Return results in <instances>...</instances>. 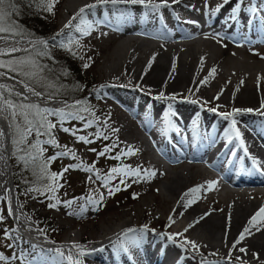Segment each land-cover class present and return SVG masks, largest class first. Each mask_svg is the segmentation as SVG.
Segmentation results:
<instances>
[{
    "label": "bare ground",
    "instance_id": "6f19581e",
    "mask_svg": "<svg viewBox=\"0 0 264 264\" xmlns=\"http://www.w3.org/2000/svg\"><path fill=\"white\" fill-rule=\"evenodd\" d=\"M184 1L185 0H181L179 4H171V1H169L171 6L161 7L159 8V11L153 12L151 25L152 30L130 28L118 30L117 27H115L112 23L117 21L119 18H122L123 21H125L133 16L136 18L137 14L139 13H144V11L137 9L140 5H121L125 6V9L128 8L123 12L119 11L118 7H113L111 5L98 6L89 10L86 13V17L92 12H97L99 14L98 18L92 17L90 21L93 23V29L91 32H98L97 35L100 38H114L118 35L123 38V40L126 42V45L127 43H134L137 40H140L139 42H141L143 45H148V50H146L141 56L138 55L136 58H133L132 56L135 54L136 49H133L132 51H126L125 48H123L124 46L121 47V45H119L117 48H113L114 50L111 51V53L105 55V58L100 63L98 70L103 84L109 85V88L114 90L113 92L116 101L117 99H123L124 103L132 101L134 103L143 102L146 104V106L140 109L141 114L143 115L141 123L147 126L143 128L142 132L149 135L148 138L150 142H153L157 137L163 139L168 134V122L166 118L171 117L170 113L172 108H169V106H171L170 103L174 100L156 99V97L161 92L164 93L165 97L175 95L176 107H181L184 109L186 108L187 111L189 110L188 119L192 127H196L201 124L200 114L198 112V109L201 107L205 111L209 112V116L207 115V117L212 119L214 128L223 129L222 134L212 131L211 138H213V143L210 146L211 150H208L207 147H204L198 155H194L192 158H189L191 159L190 161L181 160L187 158L184 156H179L178 159H170L167 161L174 165L177 164V168L186 167V170L192 173V175H190V182L187 186L185 185L186 183L184 184V177H182L179 173H176V177H174L176 179L175 196L177 198L176 224L174 223L175 225L172 226L173 228L171 229L170 233L167 234L183 232V230L189 224H194V222L202 215L211 213L210 215H207L204 220H201L200 223L195 224L193 228L185 233V237L196 241L201 246L200 253H203V255L209 260H215L218 262V264H227V262L224 260V257L228 255L231 244L236 240L239 233L246 226L248 219L260 207L264 206V179H259L256 174H250L252 180L249 183L235 181L233 183H227L225 186L220 185L214 180L210 171L208 170H212V168H214V164L208 160H214L213 158L215 157H217L218 160L224 157L232 160L235 154L241 152L243 148H241L239 141L235 138H233V142L231 144L226 142L227 133L230 129V120L226 121L222 118V116L208 111V109L216 108L218 112H229L234 108H251L255 110L251 113L241 112L235 117V119L237 120V127L242 133V138L245 141V146L248 149V153L251 157H255L257 160H259L264 166V154L259 151V141L264 143V115L259 114V111L261 110V101H264V64L252 67V65L247 63V61L244 59V56H246V52L248 51L236 50L239 56L232 59L230 66L227 63V67H229L224 72L222 71L219 73V71L216 70L215 74L213 75L219 76L218 82L209 81V78L212 77L209 75V72L211 69H213L211 65H209L204 71L200 70L201 73H199L202 74V76H207V78L204 79L207 80V83L201 85V82H198V79L196 82L194 80L193 72H197L198 69H200L197 67V65L201 63V60L204 58L206 53L210 52V59L213 58L214 60H219L222 58L224 52H229L228 49L230 48L226 47V44L212 45L210 42H203L202 45H204L203 48L205 50H202L201 47L202 51H193L195 45L200 40H194L190 41V43H185L183 39L189 40L198 32H202V30H197L194 26L193 28H189L190 30H194L192 33H180L178 36L170 34L169 32H165V28H168L171 24L170 17H173L174 13H176V10L174 11L173 8H176L177 10L179 9V11H181L184 8L183 4L181 3ZM214 1L215 0H208L210 7L215 8L218 4L223 2V0H217L219 3L215 6L213 3ZM95 2L96 0H75L74 2H71V6L69 8L66 7L67 5L64 6L63 11L66 13L65 15L69 20L68 22L67 19L61 20L60 24L65 26V24L71 21L73 26H75L79 22V18H77V20H73L72 18L77 16L79 9ZM157 2H159V0H157ZM201 3L204 7L205 0H203V2L201 1ZM236 3L237 0H232V3L224 6L221 11L215 15L214 19L210 21L212 25L219 17L223 18L221 22V27L223 29H220V31L223 32L220 33V36H222L227 43L233 42L238 37L246 36L242 34L240 27L237 26V24L243 23L245 18L244 15L246 13L240 10L236 21L233 22L229 20L232 11L231 8L235 7ZM262 3H264V0H262ZM259 6V3H257L256 0H253L250 9H257L256 15L259 17L260 22L262 23L264 20V8H259ZM109 7L112 8V11L107 10ZM227 7L229 10L226 13L221 14L222 10L226 9ZM189 8L194 10L193 7ZM149 9L152 10L151 8ZM176 14L181 16L179 13ZM249 14L253 15L252 12ZM102 22L106 27L103 26V29L96 31L100 24L103 25ZM141 22L142 21H138L139 24H141ZM259 30L263 33V35L259 36L257 43L264 44V27L262 26ZM74 32H76L74 27L71 29H66L64 27V35H69ZM208 33L209 31L202 33V35H207ZM246 38H248V36H246ZM24 45L25 44L21 43L20 46L24 47ZM178 48H188L189 52L187 53L186 58L184 57L183 60H179L178 58V60L171 61L173 51L175 52V50ZM137 53H139V51H137ZM156 53H159V55H155ZM153 57H155L154 60H152ZM150 60H152V63L151 67L149 68L148 65ZM173 67H175V71H173ZM0 83L8 85L9 88L14 87L16 91L23 92V86L17 83L16 80L9 79L7 76L0 77ZM189 89H191V91H189ZM217 95H219V99H215ZM30 99L32 101L41 100L34 96ZM110 99L111 97L109 100ZM193 100L197 101V103H191ZM174 111L176 112L175 109ZM205 121H207V119H205ZM130 128L129 131H131ZM3 129L6 131V124L3 125ZM149 129L150 134L148 133ZM214 140L222 141V143L219 144V150L212 149L213 144L215 143ZM144 141L145 138L141 137L140 134H137L136 137H132L131 140L123 144L126 147H134L138 144V146L142 149ZM4 143L5 147H7V139H5ZM228 153L232 154L227 156ZM244 158L249 163V158L246 156ZM154 162L155 163L152 166V169L156 168L157 166H162L159 161ZM3 163L4 162L2 161V165ZM202 163L207 165L204 167L202 166ZM233 169L234 166L232 165V162H227V166L224 170L225 175L222 176L223 182H226L225 176H229V171ZM1 170L0 199L3 200V208L7 215L8 221L13 224V228L16 232L18 230L26 237H29L31 236L32 229L35 232V235H37L39 239H42L43 235L34 225H32L31 222H29L28 219V221L26 219L25 221L30 227H28L26 230L21 228L23 227L20 222L22 216L20 215V211L17 206L18 202L17 200L15 201V204L12 202L10 195L11 193L9 191V181L6 177V172L3 168H1ZM236 175L243 176L244 173L243 171H239V169H237ZM213 181L216 182L215 189L208 191L207 185ZM168 184L167 190H169L171 193L173 186L170 185L171 183ZM196 186H204V188L202 189L201 193L197 194L196 202L188 207L187 210H185L182 206H180L181 197L189 189ZM167 202L169 203V201ZM9 204L13 210V215L11 216L7 214ZM221 209H223V211H221ZM172 210H174V208ZM229 214H231L230 225L228 223ZM137 225H139V223L132 225L131 223L127 222L119 224L118 227H138ZM110 229L112 228H107V233L113 230ZM137 230L139 231L141 229L137 228ZM197 231L199 235H201L200 237L197 234ZM226 232L227 245L225 244ZM146 234L147 232H143L142 236H145ZM182 239L183 237H180L178 238V241L175 242V248L177 252H171L165 247L166 245L163 240H160L156 237L152 242L150 238H147V246H139L138 249H133L134 259H129L128 255H124L125 264H182L184 259L190 261V264H199L200 253H195L191 250L185 251L179 247V241ZM58 244H60V248H63L65 251H67L73 243L64 240ZM205 245H207V247H204ZM238 247L247 248L248 254L243 255L238 251L233 250L234 257L242 256L243 260L248 261V264H264V230L256 232L255 229H253V234ZM212 252H218L219 255L213 257L210 255ZM252 253H257L259 259H255L252 256ZM95 258L96 257L92 256L85 257V264L88 263V259L103 264L102 262L95 260ZM111 264L119 263L116 261H111ZM234 264H240V261H235Z\"/></svg>",
    "mask_w": 264,
    "mask_h": 264
},
{
    "label": "rangeland",
    "instance_id": "374dc122",
    "mask_svg": "<svg viewBox=\"0 0 264 264\" xmlns=\"http://www.w3.org/2000/svg\"><path fill=\"white\" fill-rule=\"evenodd\" d=\"M37 1H39L44 6L43 12L47 15L46 17L41 16L37 20L27 17L25 21H22V24H19L14 20V18L9 17V20L14 22L21 32L24 33L25 31L23 30L25 29L32 30L39 35L46 37L45 41H47L49 44L47 49H43L42 47L41 53H45L44 55H40L39 53L36 54L33 51L31 53L33 58L36 59L40 65L44 66V72L42 74L44 83L42 85H37V90L41 91L44 97H47L50 93L53 94V99H68L69 97H72V95L78 93L84 98L85 103L83 106L87 107L89 111L95 115L93 116L90 115L89 112H83L81 115L85 117L84 121L67 120L63 124V127H69L75 130L77 136L86 135L93 141L91 144H85L78 141L76 136L72 135L71 132H63L61 130V126L57 122V118L49 117V120H51L53 123H57V128L52 130V135L56 138L61 147L56 148L52 145L44 144L42 141L47 139L42 137L37 138L34 135L30 137V143H36L37 139L41 140L40 147L44 149V152L43 155L37 158L36 163L32 164L29 169L27 167L28 162L26 163L24 160L20 159V157L25 156L26 154L17 150L16 154L18 155L15 160L16 169L20 179L24 183L29 182V180H33L36 177V173L40 169L39 165L44 162H47L49 184L53 183V181L50 179V175L52 173H62V176H60V178L56 181L60 187L58 190L52 193L55 195L52 196L61 201V203L57 205L56 208L49 207V204L55 203V200L49 198L39 202L34 194L26 190L23 191L22 204L20 203L21 208L19 209L20 206L17 205L20 215L22 216L20 222L23 227L21 228L23 230L28 228V223L25 221L27 218L24 212L29 211L30 213H35L36 216L43 218L45 225L49 228V230L44 233L45 237L56 240L57 242L67 240L70 243H78L81 245L88 244L104 237L106 234L108 235L111 232L117 231L121 228L118 227L119 224L127 222L131 223L132 225L139 223L137 226H140V228H143L145 225H147L148 228L151 227L162 229V234L170 233L171 229L173 228L172 226L176 224L177 198L175 196L176 179L174 177H176V173H179L182 177H184L183 181L187 186L190 182V175H192V173L186 170V167L177 168V164L174 165L167 161H162V166H157L154 169H152V167L149 168L144 166L147 159L146 157H148L147 155L151 151L153 142L149 141L148 134H144L142 132L143 128L132 121L128 109L126 110V113L129 114L128 119H126L122 114L117 115L119 112L113 110L117 108L115 103L116 98L114 97L115 95L113 92L114 90L109 88V85L103 84L98 70L100 63L105 58V55L111 53V51H113L119 45H121V47L124 46L123 48H125L126 51H132L133 49H136L134 55L131 53L133 58L138 57V55L141 56L146 50H148V45H143L141 42H139L140 40H137L134 43H127L126 45V42L123 40V38L118 35L114 38H107V40L103 41L93 35V38H96L95 40L85 41L82 39L80 41L77 40L75 42H70L60 46L59 42L53 40L52 38L53 35L60 30V27L58 26L63 25L60 24L61 20L67 19V22L69 20L65 15L66 13L63 11V7L67 5L66 7L69 8L71 6V2H74L75 0H57L51 13L46 11L48 0ZM201 1L203 2V0H185L181 3L184 7L181 11H179V9L177 10L176 8H173V10H176V13H179L183 17H188L190 20L196 23L201 21L210 22L209 16L205 15V12L214 7H210V9L206 10L203 7ZM252 1L253 0H244V4L241 6V11L249 12ZM10 2H12V0H10ZM213 3L216 6L219 2L215 0ZM257 3L260 5L259 8H264V3H262V0H257ZM185 6L193 7L196 12L192 14L190 11L185 9ZM7 10L9 11L10 8H7ZM228 10V7L223 9L221 14L226 13ZM102 24L103 25L100 24L98 26L100 30L106 27L103 22ZM201 30V33L198 32L191 39H183L185 43H190V41L194 40H200L195 45L193 51L196 52L205 50L203 48L204 45H202L203 42H210L212 45L226 44V47L230 49H228L229 52H224L222 58L219 60H214L213 58L210 59L211 54L210 52H207L203 58L204 62L197 65V67L200 68L198 71H204L209 65H211L212 68H215L217 71H219V73L222 71L224 72L230 66L232 59L239 56L238 52H236L239 47H241V49L243 48L245 51H248L246 52L247 54L244 56V59L247 61V63L252 65V67L264 64V44L245 43H250V41L254 38L252 33L248 34V38L245 36L240 37L244 43H240L242 42L241 39V41L237 43H227L225 39L220 36V33L223 31L218 30L217 23L212 25L208 24L207 27H204ZM207 31H209L207 35H202V33ZM16 39L26 38L16 37ZM218 40L220 42H217ZM0 48L3 47L0 46ZM62 50L70 52V55L76 52L74 54L76 55L75 62H71V64L68 65H66L65 62L64 64V60L61 58V55L64 56V51ZM176 50L175 52L173 51L171 61L178 60V58L179 60H183V58H186L187 53L189 52L188 48H178ZM137 51H139V53H137ZM157 54L159 55V53H156L155 55ZM25 55H28V53L19 52L13 54V57ZM13 57L4 56L0 57V59L7 60ZM227 63L229 64L228 67ZM85 64H88L89 66L85 68ZM63 69L64 71L68 70V72H63ZM0 71L4 70L0 69ZM198 71L193 72L194 80L197 82L198 79V82H201L206 79L207 76L205 77V75H203V77L202 74H199L201 71ZM19 79L20 77H16L15 80L18 81ZM218 80V75L209 78V81L211 82H218ZM110 97L112 100H109ZM72 103L74 104V102ZM205 108L208 109L207 107ZM86 113L88 114L87 116L84 115ZM97 118L99 122H95L97 121ZM89 119L93 120L94 123L91 128H85L84 124ZM105 121L107 122V126L104 124ZM129 128L131 131H129ZM112 129H118L119 131L113 132ZM97 131L104 132L108 139H104L103 137L98 138L95 135ZM137 134H140L141 137L145 138L143 148L141 149L137 144L134 147L132 146V148L136 150L135 155L127 157L122 156L120 160L113 159L112 157L120 153L122 150L126 151L129 148L124 146V144L131 140L132 137H136ZM214 141L215 143L213 144L212 148L216 146L214 149H218L220 146L219 144H221L222 141ZM112 144H117L118 146L113 148L111 152L106 153L104 157L98 155V153L103 151L105 147H109ZM66 149H70L72 152H74L76 154V158L74 159L71 155L60 157L59 153ZM33 155H35L34 152ZM53 157L57 158L51 159ZM29 160L31 159L29 158ZM181 160L190 161L191 159L186 158ZM81 163L85 166H97L98 171L95 172H98L101 176L106 175L113 167H122L125 165L132 168L145 167L143 169L155 170L157 174L155 177L146 180H140L139 182H134L132 179L125 178L126 184H121L120 178L116 177L109 184V187L119 188L120 191H115L112 195H108L107 189L100 186L101 182L95 179L94 173H89L83 170V168L79 166ZM205 165L202 163V166L205 167ZM65 169L68 170L65 171ZM208 170L211 172V169ZM1 171L0 161V174ZM89 177H92V179L90 180ZM168 183H171L170 185L173 186L171 193L169 190H167V185H169ZM100 194H103L104 196L102 202L99 201ZM67 201L73 202L71 207L65 206V202ZM167 201H169V203ZM3 205V200L0 199V215L4 216L3 222L0 223V253L11 257L20 253L19 242L21 239L16 234L15 229L12 227L13 224L8 221ZM173 208L174 210H172ZM81 209H84V211L81 212ZM69 213L72 214L70 215ZM171 214L174 215L173 218H175V224H172L171 227H169L168 217ZM32 225H35V223L32 222ZM35 227L37 228L38 226L35 225ZM108 227L112 228L113 230L110 229L112 231L107 233L106 230ZM38 229L40 228L38 227ZM5 230H7L8 235L14 239H5ZM197 234L199 235L198 231ZM200 236L201 235H199V237ZM9 244L12 246L9 247ZM175 247L176 243H173V249L175 252H177ZM38 257L39 258L36 259L37 262L46 264H61L59 257L56 256L54 251H52L51 255H39ZM87 262L89 264H100L89 259ZM190 263V261H185V264ZM14 264H20V261L17 260L14 262Z\"/></svg>",
    "mask_w": 264,
    "mask_h": 264
},
{
    "label": "snow or ice",
    "instance_id": "6c2138e0",
    "mask_svg": "<svg viewBox=\"0 0 264 264\" xmlns=\"http://www.w3.org/2000/svg\"><path fill=\"white\" fill-rule=\"evenodd\" d=\"M57 0H48L46 5V11L52 12L54 4ZM181 0H171V4H179ZM232 3V0H223L221 4H218L215 8L210 9L208 0H205L204 8L208 11L205 12L207 16H214L215 14L219 13L221 9ZM169 0H96L95 3L86 5L79 9L77 16H74L72 19L77 20L79 18V22L73 26L72 22L65 24L66 29L75 28V31L82 34V35H89L93 29V23L86 18V13L94 9L98 6H108L111 5L113 7L126 5H141L145 8H151L152 10H158L161 7H169L171 6ZM244 4V0H237L235 7L232 8L231 15L229 20L236 21L238 13L241 10V6ZM11 8L12 4L10 0H0V41H3L6 47L0 48V57L8 56L13 57V54L19 52L28 53V55L20 56V57H13L10 59H0V69L4 71H0V77L7 76L9 79L15 80L16 77H20L17 83L23 86V92L16 91L15 88H9L8 85L0 83V120L8 121V127L11 130V144L13 145L14 149L24 152L26 155L20 157L21 160H24L26 163L28 162L29 158L31 159L32 163L35 164L37 158L43 155L44 149L40 147L41 140L37 139L36 143H30L29 138L33 135L37 138H41L47 136V140H43L42 142L46 145H52L56 148H60L61 145L57 142L56 138L52 135V130L57 128V123H53L49 120V117H56L57 122L61 126V130L65 133L71 132L72 135L76 136V139L80 142L85 144H91L93 141L89 139L86 135H76V131L69 128L63 127V124L67 120H79L84 121L85 117L81 115L83 112H89L90 115H95L91 113L87 107H82V101H76L75 104L68 105L65 103V107L63 108H50L41 106L39 103L32 102L30 100L31 97L42 98L45 100H52L54 98L53 94H49L47 97L43 96L41 91L37 90V85H42L44 83L43 79V72L44 66L40 65L36 59L32 56V51L36 49V47L42 46L43 49H47L49 44L45 40H38L33 41L29 40L28 43L32 45V48L28 47H21V39H16V37L23 38L24 33L21 32L18 27L14 24V22L9 20L11 17L12 12L8 11L7 8ZM252 13L255 16L257 14V9L252 8ZM188 23H196L194 21H188ZM199 27V24H197ZM61 33H57L52 39L56 40L57 36H60ZM207 38V36H206ZM215 38V37H213ZM72 38L69 37V42H71ZM217 42H220L219 40ZM40 55H44L45 53H39ZM155 57L152 58L154 60ZM152 60L149 61L148 67H151ZM203 59L201 63H203ZM89 65L85 64L84 67L87 68ZM173 71H175V67H173ZM216 72V69L213 68L209 72L210 76H213ZM207 83V80L201 81V85ZM243 83V82H241ZM191 91V89H189ZM156 99H169L175 100L176 96H169L165 97L164 93H160ZM215 99H219V95L215 97ZM191 103H197V101L193 100ZM207 103V102H205ZM171 108V106H169ZM208 111L214 112L217 115L222 116V118L226 121L230 120V129L227 133V143L231 144L233 142V138L239 141L241 148H243L245 155H248V149L245 146V141L242 138V133L237 127V120L235 119L241 112H253L254 109H239L234 108L231 112H218L216 108H210ZM260 115H264V101H261V110L259 111ZM99 122L98 118L97 121ZM94 121L89 119L84 124L85 128H91ZM105 126H107V122H104ZM113 132L119 131L118 129H112ZM95 135L99 137H103L104 139H108L107 135L102 131H97ZM8 137V133L3 129L0 128V161L5 159V139ZM117 144H112L109 147H105L103 151L98 153L99 156L104 157L106 153H109L116 148ZM94 151V150H93ZM33 152L35 155H33ZM136 154V150H134L131 146L126 151H121L114 157L113 159L120 160L122 156H133ZM15 155V151L13 152ZM71 155L74 159L76 158V154L72 152L70 149H66L59 153L60 157L69 156ZM57 157H53L51 159H55ZM252 159V166L253 169L257 172H261L264 174V170H262V166L259 160L255 157H251ZM41 171L44 172L47 169V162L42 163L39 165ZM83 168V170L94 173L95 179L100 181V186L102 188H106L108 191V195H112L115 191H120L119 188L109 187V184L115 179L116 177L120 178L121 184H126V179H132L134 182H139L140 180L150 179L156 176V171L152 169H143L141 167L132 168L129 166H122V167H113L110 171L101 176L98 172H95V166H85L81 163L79 165ZM68 169H65L67 171ZM62 176L61 174L52 173L50 175V179L53 181L52 184H47L43 189L40 188H30L28 189L29 192H40L42 195L46 193H54L60 185L56 183V181ZM91 180L92 177H89ZM216 182H210L207 185V190L211 191L215 189ZM204 186H196L194 188L189 189L187 192L183 194L181 197L180 206H182L185 210L190 207L193 203L196 202L197 194L201 193ZM191 197V198H189ZM138 198V197H134ZM50 199L55 200V203H50V208H56L57 205L61 203L59 199H56L54 196H51ZM94 199V198H92ZM104 199L103 194L99 195V201L102 202ZM72 201L65 202L66 207H71ZM84 209H81L83 212ZM223 211V209H221ZM7 214L9 216L13 215V210L9 204ZM70 215L72 213H69ZM211 213H206L202 215L198 220L194 222V224H189L183 232L172 233V234H165L167 239L172 242H177L178 238L183 237L182 240L179 241V247L184 249L185 251L191 250L195 253H200V245L193 240L188 239L185 237V233H187L191 228L195 226V224L200 223L201 220H204L207 215ZM4 220V216L0 215V223ZM169 220V227L175 223V220L172 215L168 217ZM228 223H231V214L228 216ZM253 229L256 232H260L264 230V206L260 207L247 221L246 226L242 229L239 233L236 240L231 244L230 250L228 255L224 257V260L227 264H234L235 261H240V264H248V261L243 260L242 256H233V250L238 251L243 255L248 254V249L245 247H238L242 244L248 237L253 234ZM41 232L43 230H40ZM149 231L147 225H145L141 230L129 228L125 230L123 233L118 234L116 240L112 242L113 248L118 252H123L124 254L128 255L129 259H134L133 256V249H138L140 246V242L143 239L142 233ZM5 239H14L8 235L7 230L4 232ZM225 244L227 245V232L225 233ZM12 245L9 244V247ZM36 245H33V248H36ZM204 247H207L205 245ZM85 245H81L78 243H73L71 247L65 252L63 248H56L54 252L57 257H59L61 264H85L84 258L91 254ZM99 251H103V248L99 249ZM211 256L216 257L219 255L218 252L210 253ZM252 256L255 259H259L257 253H252ZM19 260L20 264H37L36 261H30L27 257L23 256V253L20 252L19 254L13 255L11 257L6 256L0 253V264H14L15 261ZM199 264H218L215 260H209L203 253H200V260Z\"/></svg>",
    "mask_w": 264,
    "mask_h": 264
},
{
    "label": "trees",
    "instance_id": "16d2710c",
    "mask_svg": "<svg viewBox=\"0 0 264 264\" xmlns=\"http://www.w3.org/2000/svg\"><path fill=\"white\" fill-rule=\"evenodd\" d=\"M12 7L10 8L9 11L12 12L11 17L14 18L15 21H17L19 24H22V21H25V19L27 17H31L34 20H37L39 17H46L47 15L44 14L43 12V8L44 6L37 0H12L11 2ZM39 25V24H38ZM24 32V37L23 38H39V37H44L42 35H39L38 33L33 32L32 30L29 29H25L23 30ZM42 51V47H36L35 50H33V52H35L36 54L41 53ZM64 51V50H62ZM74 51V50H73ZM76 52H74L72 55H70V52L64 51V56L61 55V58L64 60V64L66 62V65L71 64V62H75V58L76 55H74ZM63 72L67 73L68 70L63 69ZM82 95L80 94H75L72 95V97H69L67 100H72L74 98H81ZM82 101V100H81ZM83 104L81 105L82 107L84 105V100L82 101ZM85 116H87L88 114H84ZM44 139H48L47 136L42 137ZM12 139V137H11ZM15 151V155H13V152ZM17 150L14 149L13 145L11 144V154H10V163H11V167H12V179H13V183H14V189H15V193H16V197L18 199V202L22 204V193L24 190L28 191V189L30 188H40L43 189L47 184H49L48 181V177H49V172L46 169V171L42 172L41 168L38 170V172L36 173V177L33 180H29V182H23L18 174V171L16 169V157L18 154ZM32 161L28 160L27 163V167L28 169L31 167L32 165ZM92 166V165H91ZM95 171H98V167L95 166ZM59 189V187L57 188V190ZM32 194H34L37 198V200H39V202H42L46 199H49L52 195V193H46L44 195H42L40 192H30ZM55 196V195H54ZM25 214L35 223L36 226H38L40 228V230H43L42 233H46L49 228L45 225L43 218L42 217H38L36 216L35 213H30L29 211H25ZM33 247L30 246L29 244L21 241V250L20 252L23 253V256L25 257L26 255H28L29 253H31L33 251Z\"/></svg>",
    "mask_w": 264,
    "mask_h": 264
},
{
    "label": "water",
    "instance_id": "95a60500",
    "mask_svg": "<svg viewBox=\"0 0 264 264\" xmlns=\"http://www.w3.org/2000/svg\"><path fill=\"white\" fill-rule=\"evenodd\" d=\"M0 120V126L3 128V125L6 124V121ZM7 128V126H6ZM7 133H8V128H7ZM9 137V136H8ZM7 137V155H6V162H5V167H6V172H7V178L9 181V191H10V195H11V199L12 202L15 203V196H14V188H13V184H12V180H11V172H10V163H9V140Z\"/></svg>",
    "mask_w": 264,
    "mask_h": 264
}]
</instances>
